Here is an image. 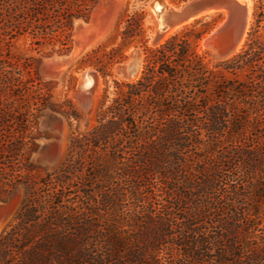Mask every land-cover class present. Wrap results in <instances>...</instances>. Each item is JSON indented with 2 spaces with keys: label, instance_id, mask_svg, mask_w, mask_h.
<instances>
[{
  "label": "trees",
  "instance_id": "obj_1",
  "mask_svg": "<svg viewBox=\"0 0 264 264\" xmlns=\"http://www.w3.org/2000/svg\"><path fill=\"white\" fill-rule=\"evenodd\" d=\"M98 4L0 0V38L13 28L14 40L28 36L68 54L75 22L89 21ZM116 40L82 66L108 76L125 51L141 46L143 74L115 83L98 125L72 136L54 173L31 163L38 114L49 108L76 121L81 114L70 99L53 102L55 84L42 80L39 59L12 64L0 53V200L26 189L0 238V264H264V232L253 231L264 218V37L215 68L188 34L148 47L143 12L125 13ZM222 67L246 71L245 80L224 78ZM223 181L226 191L216 195ZM239 186L253 192L252 206L240 211ZM208 214L216 235L204 233ZM242 215L255 220L243 234Z\"/></svg>",
  "mask_w": 264,
  "mask_h": 264
},
{
  "label": "rangeland",
  "instance_id": "obj_2",
  "mask_svg": "<svg viewBox=\"0 0 264 264\" xmlns=\"http://www.w3.org/2000/svg\"><path fill=\"white\" fill-rule=\"evenodd\" d=\"M152 0H99V4L95 9L89 21L78 20L74 24V31L72 33V51L68 54L61 55L58 53L59 45L53 46L45 44L38 46L33 43L31 37H21L14 40L13 28H8L6 31L11 32L8 36H1L0 38V53L14 64L15 60L24 62L26 59L37 58L40 60L39 74L44 82H54L53 102L62 104L66 99L73 101L74 105L81 114V119L76 121L69 119L66 116L54 112L47 108L39 112L37 131L39 138L37 143L39 145L38 151L34 153L31 163L33 168L41 173H54L59 171L67 158L70 141L75 134H85L93 130L98 125V115L105 101L111 102L115 97L116 82H135L143 74L144 70V49L139 47H131L125 51V58L121 63L116 64L108 76L103 77L95 68L85 65L82 66V59L93 50L101 45H106L107 50L117 47L119 40H116L120 23L125 18V13H133L135 11L143 12L145 14V29L148 38V47L156 48L164 44L170 38L176 35L188 34L190 41L196 46V51L202 57H205L206 63H209L211 68H215L218 64L229 62L237 55L241 54L248 48V45L254 38L264 37V0H252V11L247 28L246 37L243 47L238 53L229 57L226 60H218L215 58L210 48L205 46L204 41L216 29L228 19L224 13H217L209 17L202 18L196 22L186 25L182 30L175 35L166 39L160 45L151 44V39L155 33L156 24L149 19L150 4ZM169 5L175 7L183 6L189 0H166ZM258 24V21H260ZM11 24V20H8ZM9 24V25H10ZM259 26V27H258ZM11 27V26H9ZM80 32V33H79ZM257 32V33H256ZM200 38V39H198ZM139 51L141 53V63L137 74L133 78H127L120 71V66L126 63L130 56ZM89 70L98 72L96 76V86L91 92H84L81 87L84 80V75ZM221 70L224 78L235 79L239 78L245 80L246 71H237V74H231ZM264 144V140H263ZM190 159L194 157L193 153L189 154ZM197 158V157H196ZM213 161L214 159L211 158ZM232 165L224 164L223 168L232 171ZM235 168V167H234ZM194 169V166L191 170ZM226 181H223L218 186L216 195H223L225 193ZM232 184V183H230ZM241 193L246 197L240 201L238 210L241 207L250 208L252 206L253 192L247 187L239 186ZM230 189V188H229ZM26 197V189L23 185L17 186L4 200H0V238L1 236L14 224L15 218L20 211L24 199ZM239 216V215H238ZM243 216V215H242ZM230 215L225 214L226 221ZM201 220V219H200ZM204 233L209 235H216L219 229H215L214 225L218 221H214V216L209 214L204 217ZM244 220L238 223L241 226L242 234L246 228L247 223L251 224L253 219H248L247 216L241 217ZM224 221V222H225ZM255 223H261L256 228L254 227L255 235L261 236L264 232V218L259 220L256 218ZM232 238V235H230ZM244 240V239H243ZM182 262H186L184 259ZM188 262V261H187ZM189 263V262H188Z\"/></svg>",
  "mask_w": 264,
  "mask_h": 264
},
{
  "label": "water",
  "instance_id": "obj_3",
  "mask_svg": "<svg viewBox=\"0 0 264 264\" xmlns=\"http://www.w3.org/2000/svg\"><path fill=\"white\" fill-rule=\"evenodd\" d=\"M220 10H227L229 12V20L221 28L217 29L219 50L223 55H227L238 46L245 31V22H247L248 19V12L239 7L234 0L187 1L183 6L171 10L168 15L160 21L162 28L158 26L151 39V44L160 43L167 29L173 30L180 28L186 24L196 22L201 18H206L210 16V14ZM127 62L129 63L124 65L122 69L126 74L134 76L137 72L139 62L141 63V53L139 51L133 53ZM97 75V71L89 70L85 73L84 80L87 76H93L96 79Z\"/></svg>",
  "mask_w": 264,
  "mask_h": 264
},
{
  "label": "bare ground",
  "instance_id": "obj_4",
  "mask_svg": "<svg viewBox=\"0 0 264 264\" xmlns=\"http://www.w3.org/2000/svg\"><path fill=\"white\" fill-rule=\"evenodd\" d=\"M234 1H235V3L238 4L239 7H241L242 9H245L248 12V19H247V22H245V31H244V34H243L241 40L239 41L238 46L232 52H230L229 54L223 55L220 52L219 46H218L217 29L211 35H209V37L204 41L205 46H207L208 48L211 49V51L213 52L215 58H217L218 60H226V59H228L229 57L233 56L235 53H238L240 51V49L243 47V45H244V41H245V37H246V32H247V28L249 26V21H250V17H251L252 0H234ZM175 8H176L175 6L169 5L166 0H153L151 2V4H150V11L151 12H150V15H149V19L151 21L155 22V24H156L155 31L158 28V26L160 28H162V24H160V21L162 19H164L168 15V13L171 10H174ZM217 13H224L227 16V18H228L226 20V22L229 20V12L227 10H220V11H217V12L212 13L210 15H214V14H217ZM224 24H222L221 27ZM186 25H188V24H186ZM185 26H182L180 28L173 29V30L167 29L166 30V34H165L163 40L160 43L154 44V45H160L161 43L165 42L166 39H168L171 36L175 35L177 32H179L180 30H182ZM221 27H219V28H221ZM129 62L121 65L120 66V71L125 75V77H127V78H133L137 74V72H138V68H139L140 62L138 64L137 72L134 74V76H130V75L126 74L124 72V70L122 69V67L124 65L128 64ZM96 79L93 76H87L86 79L83 80L81 89L84 92H86V93L91 92L94 89V87L96 86V83H97L96 82Z\"/></svg>",
  "mask_w": 264,
  "mask_h": 264
}]
</instances>
